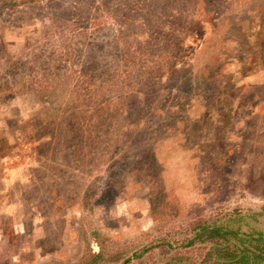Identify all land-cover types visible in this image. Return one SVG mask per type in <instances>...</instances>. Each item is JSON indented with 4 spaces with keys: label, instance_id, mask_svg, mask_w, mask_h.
I'll list each match as a JSON object with an SVG mask.
<instances>
[{
    "label": "rangeland",
    "instance_id": "374dc122",
    "mask_svg": "<svg viewBox=\"0 0 264 264\" xmlns=\"http://www.w3.org/2000/svg\"><path fill=\"white\" fill-rule=\"evenodd\" d=\"M180 5L145 68L107 15L0 7V264H199L194 224L264 207V0Z\"/></svg>",
    "mask_w": 264,
    "mask_h": 264
},
{
    "label": "trees",
    "instance_id": "16d2710c",
    "mask_svg": "<svg viewBox=\"0 0 264 264\" xmlns=\"http://www.w3.org/2000/svg\"><path fill=\"white\" fill-rule=\"evenodd\" d=\"M95 1L0 0V7L12 9L28 5L37 6V9H39L38 5L41 4L43 9L50 7L48 11L51 18H59L62 15V11L66 10L70 20H74V17L78 20L85 19L86 23H88V28H102L104 26L103 21L107 15L110 23L119 28L118 33L121 31L123 40H126L125 54H129L133 61L130 58H127V60L132 62V64L140 63L141 67L145 68L149 63L169 61V58L174 55V52L163 50L161 47L163 43L160 44L158 38L151 36L155 35L151 27L162 28V26H165L163 21H161L160 9L164 10L165 13H163L167 21L175 18L178 14L175 7L180 1L179 12H188L185 16H194L191 11L196 12L197 9L194 8V5L200 4V0H194V3L193 0H136L132 8L128 4L129 0H113L109 7L102 6L101 9L103 10L96 12L98 6L94 4ZM117 2L124 4L120 17L116 14ZM190 3L193 7L191 9ZM180 17L178 16L176 19ZM195 19L200 23L206 21L203 18ZM183 24L185 25L187 22ZM145 26L148 28L144 31ZM131 27L138 29L139 32L130 30ZM123 32H125V37ZM53 77L56 81L53 87L54 90L69 88V91L77 96H82L83 92H86V97H89L100 90L103 92L105 90L100 86H95L93 78L87 73L72 72L71 74H66V78L61 80H57L59 78L57 74L53 75ZM124 80H126L125 76L122 78V81ZM135 93L136 90H123L118 93L117 97L124 101L127 97H133ZM261 217H263V220H260ZM263 222V206L258 211H250L244 214L239 211H233L210 222L200 221L194 224L191 228L192 234L190 238L180 247L207 246V251L199 264H264V229L260 226Z\"/></svg>",
    "mask_w": 264,
    "mask_h": 264
},
{
    "label": "crops",
    "instance_id": "0c3cea01",
    "mask_svg": "<svg viewBox=\"0 0 264 264\" xmlns=\"http://www.w3.org/2000/svg\"><path fill=\"white\" fill-rule=\"evenodd\" d=\"M264 22V21H263ZM264 78V77H263Z\"/></svg>",
    "mask_w": 264,
    "mask_h": 264
}]
</instances>
